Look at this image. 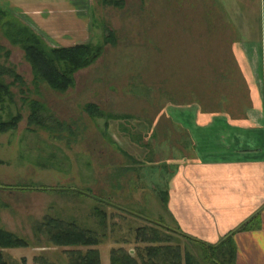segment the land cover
<instances>
[{
	"label": "rangeland",
	"instance_id": "rangeland-1",
	"mask_svg": "<svg viewBox=\"0 0 264 264\" xmlns=\"http://www.w3.org/2000/svg\"><path fill=\"white\" fill-rule=\"evenodd\" d=\"M84 1L91 25L80 42H110L65 90L35 80L24 50L5 34V20L22 16L0 14V78L9 85L0 120L21 116L0 131V228L28 243L5 249L6 259L67 264L75 246L54 245L40 230L56 217L99 237L91 247L101 264H113V249L130 251L141 264L155 244L145 238L152 228L172 236L182 264L186 252L212 264L205 248L171 231L161 195L183 160L173 148L190 147L188 130L251 102L254 87L244 80L243 57L232 50L225 22L256 40L264 26L261 0ZM44 38L53 46L75 41ZM32 101L43 104L42 123L31 117ZM89 103L103 116L87 111Z\"/></svg>",
	"mask_w": 264,
	"mask_h": 264
},
{
	"label": "crops",
	"instance_id": "crops-1",
	"mask_svg": "<svg viewBox=\"0 0 264 264\" xmlns=\"http://www.w3.org/2000/svg\"><path fill=\"white\" fill-rule=\"evenodd\" d=\"M84 2L0 0V6L54 42L75 40L62 45L71 46L89 32L91 18L82 8ZM261 3L264 7V0ZM204 15L210 14L205 10ZM225 23L235 37L232 50L243 57L244 80L254 87L246 97L251 102L233 113L221 110L218 120L209 118L188 130L190 147L173 148L183 160L162 191L161 202L172 228L208 244L234 231L235 264H264V26L261 36L251 40Z\"/></svg>",
	"mask_w": 264,
	"mask_h": 264
},
{
	"label": "trees",
	"instance_id": "trees-1",
	"mask_svg": "<svg viewBox=\"0 0 264 264\" xmlns=\"http://www.w3.org/2000/svg\"><path fill=\"white\" fill-rule=\"evenodd\" d=\"M110 2L109 0H105ZM122 0H117L120 4ZM1 16H6L8 12L0 9ZM5 34L12 42L18 43L25 52L27 60L30 62L35 80L43 79L55 89L65 90L74 83L75 71L92 64L103 52L104 45L109 43L108 37L101 43L92 41L79 42L71 46L49 45L44 35L39 33L31 24L24 22L22 17L16 20H5ZM17 78H20L17 75ZM9 92V85L0 78V102L4 101L6 93ZM31 117L35 122L42 123L43 104L39 101H32L30 104ZM86 110L96 116H103L98 105L89 103ZM20 114L11 117L9 120H0V131H4L16 126L20 119ZM118 117V116H115ZM40 119V120H39ZM40 230L44 231L47 239L52 244L59 247L75 246L69 252V262L67 264H101V257L98 248L100 239L89 230H84L73 221H66L56 217H48L42 223ZM140 231H145L141 227ZM160 230V229H159ZM157 229H151L150 234L145 235L146 240L155 243L146 247L148 259L142 256L141 264H182L180 247L170 245L172 236L162 234ZM171 231L189 239L206 250V255L212 264H235L236 244L234 241V231L227 234L220 242L208 244L196 238L190 237L176 229ZM164 245H156V244ZM27 241L22 237L0 228V264H14L6 259L4 250L8 247L26 246ZM89 247L83 250L81 247ZM35 264H51L44 257H36ZM55 264V263H52ZM113 264H139L136 256L130 251L120 255L113 249ZM185 264H202L198 259L186 252Z\"/></svg>",
	"mask_w": 264,
	"mask_h": 264
}]
</instances>
